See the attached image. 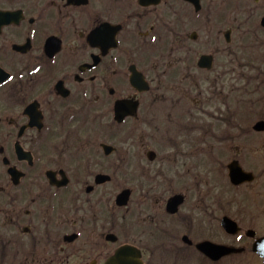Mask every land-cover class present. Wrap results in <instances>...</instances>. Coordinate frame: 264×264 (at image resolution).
Instances as JSON below:
<instances>
[{"label": "flooded vegetation", "instance_id": "obj_1", "mask_svg": "<svg viewBox=\"0 0 264 264\" xmlns=\"http://www.w3.org/2000/svg\"><path fill=\"white\" fill-rule=\"evenodd\" d=\"M241 30L244 41L264 33V0H0V264H110L127 246L140 264H222L236 255L217 260L198 245L251 240V250L264 233L243 229L236 199L256 182L264 190V132L245 131L257 138L235 145L244 130L235 89L215 91L212 122L195 116L207 115L202 101L187 114L185 98L193 89L205 98L200 82L256 70L244 41L222 47ZM178 79L190 91L165 89ZM166 109L182 112L169 120L162 157L134 135ZM250 151L260 165L248 164ZM233 161L255 180L234 185ZM226 217L242 233L229 234Z\"/></svg>", "mask_w": 264, "mask_h": 264}, {"label": "rangeland", "instance_id": "obj_2", "mask_svg": "<svg viewBox=\"0 0 264 264\" xmlns=\"http://www.w3.org/2000/svg\"><path fill=\"white\" fill-rule=\"evenodd\" d=\"M238 31L234 34L233 37V45L227 46L225 44L224 39L222 38V47L223 48H236L239 47L240 44L244 41L243 37L246 36L247 31L242 32ZM264 42V33L260 34L259 37L251 36V38L244 41L245 47L248 49V51H252V57L255 58L253 60L254 63L259 64L256 65V70L252 69H246V68H239L238 69V76L236 80L233 81H227L225 85H223L220 81H215L214 84L210 80H206L203 83L200 82V85L202 87V90L206 91L205 98H202L199 96L198 93L190 91L189 85H183L184 80H176L174 83L170 84L167 83L165 89H169L172 91H175L177 93L178 90L181 91H190L189 97L186 98V112L187 114L190 112V116L192 114V110L196 106H194V102H205L206 103V111L207 115L203 116L200 114H197L198 112L195 111V116L202 117L203 119H206L207 122L215 121L214 118H211L209 115L212 113L216 114L217 116L220 115L218 111V105H220V99L215 95V91H222L223 95H230V90L235 89L236 93L233 95L235 100H238V108L240 115L237 117V121L241 124H243V129L239 132H237V135L235 136L237 140L234 141L235 145L239 148L243 147L244 143H246V140L244 137L248 138H257L256 135H246L244 136L243 133L245 131H249V133L252 132L253 126L256 124V122L261 121L264 119V46H262V43ZM208 53L212 52L214 49L207 48L206 49ZM250 55V56H251ZM241 57V55H240ZM248 62L251 61V58H246ZM245 61V60H243ZM242 63V62H241ZM244 63V62H243ZM179 78V77H178ZM176 78L174 77L172 79V82ZM192 83L193 78L191 79ZM188 84V82H187ZM198 84V83H197ZM227 85V87H226ZM179 94V93H178ZM234 100V101H235ZM170 105V104H167ZM169 110L166 109V112L162 113L163 116L161 118L160 124L152 125L151 127H141L140 130L137 131V135H134L137 138H146L145 143L148 144L149 149L155 150L160 156L164 157L167 155V139H168V126H169V120L176 121L178 117L181 114V110H174L172 112H168ZM180 111V112H179ZM211 113V114H210ZM193 115V114H192ZM191 120V118H190ZM184 121V120H182ZM173 122V121H172ZM154 133V134H153ZM126 137L132 136L131 130L127 128L125 132ZM155 143V144H154ZM157 145V147L155 146ZM247 150L255 149V147L250 146L246 147ZM142 151V150H141ZM133 155H135V160L142 161V158L144 159V163L146 164L147 157L145 152H141L144 155H139V157L136 156V154H139L138 152L132 151ZM251 156L250 161H248V164H254V165H260L261 162H259L257 156L252 153V151L248 152ZM116 159V158H114ZM263 163V162H262ZM166 177H164L163 183L164 186L160 189L159 193V199L161 200L167 199L169 197V193L167 191V185H166ZM217 180H221V178H216ZM127 181L135 182L137 181L136 177H128L126 178ZM123 179L116 178L115 182L112 183V192L113 194H118L120 192L119 187H121V182ZM222 181V180H221ZM264 190L261 189V182H256L254 184L248 185L246 187H242L238 189L237 194V204H238V217L240 219V223L243 227V229L250 228L253 223H256L257 226L254 227V229L260 231V233H264ZM251 243V240H247L242 243H237L238 246H246L248 247V251L245 254H241L238 256H234L233 259H227L224 260L222 264H263V262L254 255L251 250H249V245Z\"/></svg>", "mask_w": 264, "mask_h": 264}, {"label": "water", "instance_id": "obj_3", "mask_svg": "<svg viewBox=\"0 0 264 264\" xmlns=\"http://www.w3.org/2000/svg\"><path fill=\"white\" fill-rule=\"evenodd\" d=\"M126 102L118 103L116 106V113L119 120H122L124 116H126L129 113H126L125 111ZM257 129L264 128V122H261L256 126ZM231 169V179L232 182L235 184H241L245 181H252L253 176L251 174L245 173L241 168H239L238 164H233L230 166ZM15 170H10V172H14ZM130 196V191L123 192L118 197V204L123 205L128 202ZM175 202H178L176 199ZM225 227L227 230L233 234H236L240 231V229L237 227V224L232 222L229 219H225L224 221ZM198 248L202 250L204 253L208 254L209 256L213 258H221L227 254L233 253V252H241V249H231L228 247H221L216 246L211 243H202L198 245ZM254 251L257 252L261 257L264 258V238L258 240L254 245ZM110 264H140L139 256L136 254L135 249L132 247L125 248L120 252L116 258L112 259Z\"/></svg>", "mask_w": 264, "mask_h": 264}]
</instances>
